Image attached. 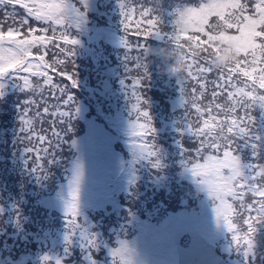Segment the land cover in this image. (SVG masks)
<instances>
[{
	"label": "snow or ice",
	"instance_id": "obj_1",
	"mask_svg": "<svg viewBox=\"0 0 264 264\" xmlns=\"http://www.w3.org/2000/svg\"><path fill=\"white\" fill-rule=\"evenodd\" d=\"M0 14V102L23 93L0 264H264V0H0ZM94 42L115 56L103 89L78 63ZM164 49L187 70L158 118ZM176 195L185 210L159 218Z\"/></svg>",
	"mask_w": 264,
	"mask_h": 264
},
{
	"label": "trees",
	"instance_id": "obj_2",
	"mask_svg": "<svg viewBox=\"0 0 264 264\" xmlns=\"http://www.w3.org/2000/svg\"><path fill=\"white\" fill-rule=\"evenodd\" d=\"M168 4H177L182 2V0H166ZM21 13L23 12L22 9L18 10ZM0 17H2V14H0ZM20 17L17 16V19ZM107 43H104V45ZM110 45V44H108ZM165 51H170L173 53L170 49H164ZM112 53V50H111ZM174 54V53H173ZM112 57L110 59H104L102 62L103 66L100 69V73L98 74V77L95 78V82L92 84H89V86H96L99 89H103L104 83H105V77L107 75V69L110 67H115V56L111 55ZM86 59H83L85 61ZM113 60V61H109ZM83 63V62H80ZM67 70H71V66H68ZM81 74L83 76L90 74V69L86 66H83L81 69ZM155 73V69H154ZM153 79L155 81V88H153L155 92L153 96V101L155 102V108L159 107L165 110V116L169 117L172 115V102L178 99L179 93L177 86L175 84V76H173L171 73H157L156 75L153 74ZM56 82H60L62 80L61 77L56 76L55 77ZM74 92H77L78 95H80L83 99L87 100L90 99L93 103L95 101L94 97H89L87 92H79L78 90H73ZM16 95V99H11L9 96ZM23 99V93L19 92L15 88H11L8 91V94L3 102H0V185H7L6 191L3 193H0V198L3 200H6L9 195L15 196L16 193H10L12 188L10 189L8 185V179L7 181H4V178L6 175H14L16 176V171L13 167V160L11 157V151H12V144L11 141L13 139L14 134L17 131L18 125H19V104L20 101ZM107 107V105L102 102L100 105H96L95 107ZM113 109L115 108V104H112ZM154 108V109H155ZM153 109V110H154ZM157 115H159V109L155 111ZM158 117V116H157ZM49 126L48 122H45L42 127L44 129ZM39 127H37V130L39 131ZM101 150L103 151V142H101ZM117 151H119V146L117 147ZM7 178V176H6ZM30 203L27 205L28 214L33 216L36 212L33 211V206L35 204V198L29 197L28 198ZM167 200V204L165 205L164 209L161 210L160 217L162 218L167 213L176 214L179 212L184 211V205L178 198V195L173 196L171 199ZM43 213V212H42ZM146 218V217H145ZM158 218V219H159ZM154 222V221H152ZM36 249H33L35 251Z\"/></svg>",
	"mask_w": 264,
	"mask_h": 264
},
{
	"label": "rangeland",
	"instance_id": "obj_3",
	"mask_svg": "<svg viewBox=\"0 0 264 264\" xmlns=\"http://www.w3.org/2000/svg\"><path fill=\"white\" fill-rule=\"evenodd\" d=\"M93 48H94V59H90V58H85L86 60L85 61H78V63L80 62H83V63H80V71L82 69L83 66H86L90 69V74L88 75H85L82 76L87 79L89 81V84H92L95 82V78L98 77V74L100 73V69L102 68L103 64L101 61H103L104 59H110L112 56H111V45H108V44H105L104 43H99V42H94L93 44ZM167 53V54H166ZM156 56L159 58L160 60V66H159V70L155 69V75L157 73H171L173 76H177L173 73L172 69H173V66L175 64V56L173 55V53H171L170 51H159L156 53ZM109 61H113V60H109ZM91 87V86H90ZM155 88V87H154ZM95 90V88L93 89ZM156 91H154L152 89V92H151V96H152V99H153V96L155 94ZM100 96L102 97L103 96V92L101 91L100 92ZM11 99H16L17 96L14 95L13 97L12 96H9ZM95 98V97H94ZM96 99V98H95ZM104 102L103 99H101V103ZM155 108V107H154ZM157 109H159V115L158 118L163 115L165 118H167V116H165V110L162 109V108H155L153 111L155 112ZM49 126H47L46 128H48ZM48 135H51V131L49 130ZM7 176V178H6ZM5 178H4V181H7L8 179V185L10 187V189L12 188L11 192L10 193H16L18 191V188H17V184H18V177L17 175L14 176V175H6ZM3 185H5L3 183ZM8 190V189H7ZM29 191H31V188L28 189ZM30 197V196H29ZM27 197V199L29 198ZM33 217L35 219H39V216H37L35 213H33ZM40 215L42 216L43 213L41 212Z\"/></svg>",
	"mask_w": 264,
	"mask_h": 264
},
{
	"label": "clouds",
	"instance_id": "obj_4",
	"mask_svg": "<svg viewBox=\"0 0 264 264\" xmlns=\"http://www.w3.org/2000/svg\"><path fill=\"white\" fill-rule=\"evenodd\" d=\"M175 58L179 60V57H175ZM186 70H187V65L183 61H180L179 63H175L172 69L175 75H182Z\"/></svg>",
	"mask_w": 264,
	"mask_h": 264
}]
</instances>
